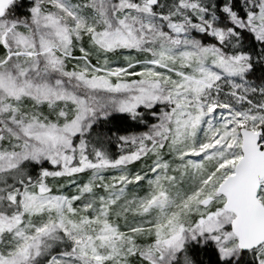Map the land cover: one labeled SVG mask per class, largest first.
<instances>
[{
    "label": "snow or ice",
    "instance_id": "1",
    "mask_svg": "<svg viewBox=\"0 0 264 264\" xmlns=\"http://www.w3.org/2000/svg\"><path fill=\"white\" fill-rule=\"evenodd\" d=\"M0 264H264V0H0Z\"/></svg>",
    "mask_w": 264,
    "mask_h": 264
}]
</instances>
